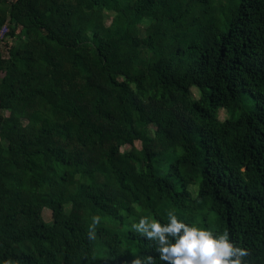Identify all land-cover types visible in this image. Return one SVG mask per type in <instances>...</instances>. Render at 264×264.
<instances>
[{
    "label": "trees",
    "instance_id": "1",
    "mask_svg": "<svg viewBox=\"0 0 264 264\" xmlns=\"http://www.w3.org/2000/svg\"><path fill=\"white\" fill-rule=\"evenodd\" d=\"M168 211L264 264V0H0V264H161Z\"/></svg>",
    "mask_w": 264,
    "mask_h": 264
},
{
    "label": "clouds",
    "instance_id": "2",
    "mask_svg": "<svg viewBox=\"0 0 264 264\" xmlns=\"http://www.w3.org/2000/svg\"><path fill=\"white\" fill-rule=\"evenodd\" d=\"M101 217H92L89 237H95ZM131 229L155 245L161 264H245L246 248L237 246L229 234L214 233L198 225H190L174 211L167 212V222L142 216ZM132 264H157L152 256H137Z\"/></svg>",
    "mask_w": 264,
    "mask_h": 264
},
{
    "label": "rangeland",
    "instance_id": "3",
    "mask_svg": "<svg viewBox=\"0 0 264 264\" xmlns=\"http://www.w3.org/2000/svg\"><path fill=\"white\" fill-rule=\"evenodd\" d=\"M109 21H110V18H106V19H105V22H106V23H109ZM193 92H194V94L196 95V90H195V89H193ZM224 115H225L224 111H221V112H220V117L223 118ZM135 146H136L137 149H140V147H141L139 142H136V143H135ZM127 147H128V146H127ZM127 147H124L123 149H126ZM128 148H129V147H128ZM43 218H44V220H46V221H50V219H51V211L48 210V209H45L44 212H43Z\"/></svg>",
    "mask_w": 264,
    "mask_h": 264
}]
</instances>
